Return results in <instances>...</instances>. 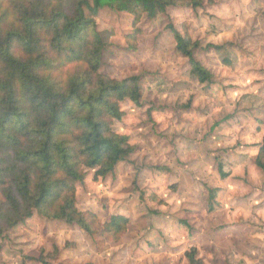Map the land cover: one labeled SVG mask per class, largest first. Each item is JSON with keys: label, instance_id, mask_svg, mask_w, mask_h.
I'll return each instance as SVG.
<instances>
[{"label": "rangeland", "instance_id": "rangeland-1", "mask_svg": "<svg viewBox=\"0 0 264 264\" xmlns=\"http://www.w3.org/2000/svg\"><path fill=\"white\" fill-rule=\"evenodd\" d=\"M95 20L100 72L138 76L141 100L121 103L113 126L133 153L104 179L87 172L77 207L102 222L123 215L128 231L114 243L34 214L0 236V264H188L192 248L203 264H264V171L254 165L264 136V0L143 16L134 50L129 14L104 7ZM169 25L198 42L210 83L191 76Z\"/></svg>", "mask_w": 264, "mask_h": 264}, {"label": "trees", "instance_id": "trees-1", "mask_svg": "<svg viewBox=\"0 0 264 264\" xmlns=\"http://www.w3.org/2000/svg\"><path fill=\"white\" fill-rule=\"evenodd\" d=\"M179 5L195 10L202 0H0V236L34 214L114 243L127 233V217L102 222L77 207L87 172L104 179L133 153L113 126L124 116L121 103L141 100L138 76L116 80L100 72L104 42L95 17L104 7L129 14L134 50L143 16L155 19ZM168 28L191 76L210 83L194 56L198 42ZM254 165L264 171V136ZM217 168L228 177L222 163ZM185 257L203 264L194 248Z\"/></svg>", "mask_w": 264, "mask_h": 264}]
</instances>
